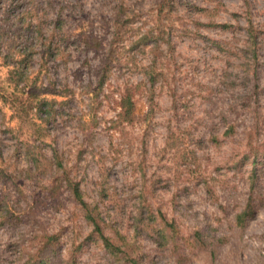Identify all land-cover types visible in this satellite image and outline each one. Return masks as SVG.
<instances>
[{"label": "rangeland", "instance_id": "obj_1", "mask_svg": "<svg viewBox=\"0 0 264 264\" xmlns=\"http://www.w3.org/2000/svg\"><path fill=\"white\" fill-rule=\"evenodd\" d=\"M0 92V264H32L47 232L62 259L80 245L75 264H117L86 240L65 182L51 192L63 170L111 221L139 228L145 264H264V0H0ZM36 98L53 102L38 114ZM159 211L228 241L216 256L162 245L139 220Z\"/></svg>", "mask_w": 264, "mask_h": 264}, {"label": "trees", "instance_id": "obj_2", "mask_svg": "<svg viewBox=\"0 0 264 264\" xmlns=\"http://www.w3.org/2000/svg\"><path fill=\"white\" fill-rule=\"evenodd\" d=\"M57 26L58 25L53 27V29L50 31L51 33L49 34V37H51L50 43L56 45H58L56 36L59 34ZM251 27L252 30H254V26L251 25ZM38 29L42 34V27L39 26ZM63 36L65 37V35ZM52 48V45H48L45 51L49 53L53 50ZM24 77V72L19 71L16 68H14L9 74V80L15 82L17 86L20 84V82H16L15 80L19 81ZM106 80V73L99 72L98 85L102 87L104 83H106ZM134 95V92L127 89L125 94L122 96V112L120 116L123 121H131L135 117L136 104ZM0 97L3 100H7L8 98L5 92H0ZM36 99L38 114L45 105H49L51 102H53L47 99ZM39 118L45 120V118L41 115H39ZM231 129H233V127H231ZM27 149L29 150V148ZM53 156L58 162V168H61L62 162L59 159V153L56 148H54ZM240 162L242 164L241 168L244 167L245 163H243V159ZM256 162L257 160L253 159L255 166ZM63 173H65V175H62L61 177H55L53 180L51 185L53 188L51 189V192H58L57 187L61 186L60 183L56 182L58 178L65 182L64 185L70 191L74 200L81 207L85 221L91 226V230L86 237V240L100 242L117 264H145L144 261L149 255L138 243L139 241L136 234L138 233L139 228L136 227L134 230V233L136 234L132 235L129 234L126 229H123L119 225L115 224L109 219L108 211H104L97 203L91 204L85 199L81 184L70 176L69 171L63 170ZM249 199L250 200L247 201V204L243 210L237 213L235 216L236 225L241 228H245L248 223L247 220H249L255 214L252 196L249 197ZM140 216V221H143L145 218L153 219L155 224L153 230H155V232L158 234L159 242L162 245H180L184 248L191 247L205 249L208 250L212 256H216L219 253L221 246L225 244L229 238L228 235L225 234L218 235L212 228L202 227H198L191 233L185 234L182 232V230L180 231V226L175 218L169 219L163 212L160 211L157 217H154L152 214L145 216L143 212H140ZM145 225L148 226V223H145ZM41 239V245L38 247L37 251H40L42 255L37 257L32 264H75V252L77 248L80 247V245H78L74 251H71L69 259L65 260L63 258V261L61 257L62 253L59 233H43L41 235ZM31 261L28 260L24 264H29Z\"/></svg>", "mask_w": 264, "mask_h": 264}]
</instances>
